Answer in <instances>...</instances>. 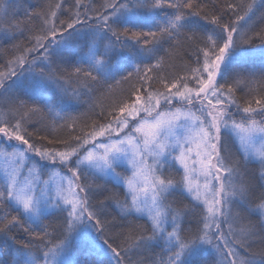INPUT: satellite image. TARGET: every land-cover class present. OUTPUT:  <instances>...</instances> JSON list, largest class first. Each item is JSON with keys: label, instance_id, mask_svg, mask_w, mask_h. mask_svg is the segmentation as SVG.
<instances>
[{"label": "snow or ice", "instance_id": "1", "mask_svg": "<svg viewBox=\"0 0 264 264\" xmlns=\"http://www.w3.org/2000/svg\"><path fill=\"white\" fill-rule=\"evenodd\" d=\"M0 264H264V0H0Z\"/></svg>", "mask_w": 264, "mask_h": 264}, {"label": "trees", "instance_id": "2", "mask_svg": "<svg viewBox=\"0 0 264 264\" xmlns=\"http://www.w3.org/2000/svg\"><path fill=\"white\" fill-rule=\"evenodd\" d=\"M32 0H23V3L27 4V3H31ZM122 88H127V85H117L114 89H113V92L115 93V95H110L108 97H106L103 101V103L105 105L109 104V103H113L115 102L116 100L119 99L120 97V91Z\"/></svg>", "mask_w": 264, "mask_h": 264}]
</instances>
